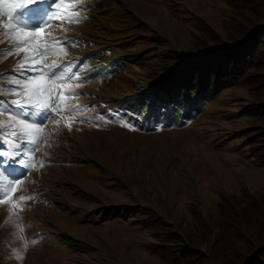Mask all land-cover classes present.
Instances as JSON below:
<instances>
[{
  "label": "rangeland",
  "instance_id": "obj_1",
  "mask_svg": "<svg viewBox=\"0 0 264 264\" xmlns=\"http://www.w3.org/2000/svg\"><path fill=\"white\" fill-rule=\"evenodd\" d=\"M114 1H108L115 10L113 16L87 11L86 19L79 23L54 18L42 31H35L34 37L23 34L31 29L13 32L29 42L10 55L8 51L18 41L4 35L11 30L3 28L8 17L0 11V122L5 125L0 128V143L4 145L0 151L8 153L0 157V182L11 184L3 198L7 202L0 203V264H170L176 256L165 241L174 233L207 255L217 235L214 222L220 203L245 191L264 189V165L250 152L249 141L241 138L257 124L237 113L241 109L236 102L249 100L242 87L225 92L206 105L202 115L169 128L171 132L162 127L148 134L134 122L143 133L137 132L129 123L130 127L118 124L121 120L117 116L125 97L148 91L146 81L163 73L164 66H169L166 58H196L197 50L236 39L248 23L239 27L238 18H232L234 14L222 0ZM23 2L4 0L0 10H12L13 4ZM58 2L65 16L79 12L83 17L90 0ZM54 3L43 0L38 10L25 9L17 15L29 26L38 27L49 13L57 11L51 7ZM68 3L74 6L64 8ZM255 4L260 15V5ZM256 20L264 22V15ZM125 25L130 28L118 27ZM71 38L82 39L85 45ZM42 39H59L67 54L60 47L46 53L39 46ZM107 46L115 47L116 58L133 60L119 82L93 83L86 81L90 79L87 75L77 79L74 69L66 73L71 79L57 82L44 96L32 97L37 106L50 104L54 111L39 134L26 137L35 143L24 145L28 151L21 158L36 166L22 168L11 159L16 152L13 141L22 138L4 135L13 131L9 113L33 125L41 121L32 115L33 107L26 105L29 115L25 117L24 110L12 103H24L25 90L11 81L37 75L27 67L18 69V63L36 50L43 59L37 67L59 64L61 68L54 69L59 73L75 57ZM117 46L126 48L122 52ZM191 53L195 55L189 57ZM170 66L175 67L174 63ZM60 84L65 87L60 88ZM13 89L19 95L13 94ZM28 92L31 95V88ZM260 92L264 93V86ZM69 102L80 111L68 112ZM130 116L126 118L133 122L135 117ZM33 149L37 150L30 151ZM26 171L27 176H23ZM22 195L35 198L19 202L24 205L21 209L14 203ZM123 208L127 214L119 217ZM114 210L118 211L111 219ZM137 210H141L139 215ZM130 216L143 223L149 220L150 231L138 229L141 221ZM164 233L168 236L161 239ZM51 235L71 243L62 245L63 241ZM17 252L22 259L17 258ZM210 259L216 264L213 257Z\"/></svg>",
  "mask_w": 264,
  "mask_h": 264
},
{
  "label": "trees",
  "instance_id": "obj_2",
  "mask_svg": "<svg viewBox=\"0 0 264 264\" xmlns=\"http://www.w3.org/2000/svg\"><path fill=\"white\" fill-rule=\"evenodd\" d=\"M108 1L90 0L88 7L83 9V17L87 11L93 13L96 10L103 15L113 16L115 10ZM222 1L230 8V13L234 14L232 18H238L239 27L248 23L246 30L236 39L197 50L196 58H166L169 66H164L161 71L163 73L156 74L152 81H146L147 92L136 94L135 97H125L122 108L117 113L121 120L118 124L129 123L135 131L141 133L143 132L135 128L134 122L144 131L148 130V134L162 127L165 128L164 131L171 132L169 128H175L202 115L205 106L220 99L225 92L242 87L248 93L249 100L236 102L241 109L237 113L257 124L252 125V131L241 138L249 141L247 147L250 152L264 165V93L260 92L264 86V22L256 20V17L264 15V0ZM255 3L260 5V15ZM118 27H125L126 30L130 28L128 25ZM75 39L71 38L70 41ZM81 42L85 45L84 40H77V43ZM93 46L95 47L94 43ZM118 48L123 52L126 47ZM115 55H118L115 47H100L94 52L75 57L68 62L66 68L70 73L76 69V75L89 76L90 79L86 81L95 83L100 80L108 85L119 82V78L126 73V66L133 64L132 59H126L130 61L128 63ZM173 63L175 67L177 63L179 65L172 68L170 65ZM127 114L135 117V120L131 122L126 118ZM258 118L260 120L257 122ZM126 133L128 134L127 130ZM117 211L111 213V219ZM126 214V209L123 208L118 216ZM131 219L135 222L141 221L138 229L150 231L149 220L143 223L141 219ZM70 225L67 223V226ZM214 226L217 235L211 240L207 255L200 249L190 247L183 240V236L174 233L172 238L165 241V245L176 256L170 264H213L210 259L212 257L216 264H264V189L257 193L245 191L240 196L223 200ZM166 233L161 239L167 238ZM51 238L63 241L62 245L71 243V240L57 236L51 235Z\"/></svg>",
  "mask_w": 264,
  "mask_h": 264
},
{
  "label": "snow or ice",
  "instance_id": "obj_3",
  "mask_svg": "<svg viewBox=\"0 0 264 264\" xmlns=\"http://www.w3.org/2000/svg\"><path fill=\"white\" fill-rule=\"evenodd\" d=\"M43 2V0H25V2L20 3V4H13L11 6L12 10H9L7 8L2 9L0 11H4L7 14L8 21L6 23H3V28L5 30H11V31H6L5 36L10 38V39H16L18 41V44L15 48L10 49L8 51V54L10 55L12 51L19 52L21 51V44H26L29 41L22 40L17 36L13 35V32H20L24 29H31L33 31H27L24 32V36L27 37H34V32L35 31H42L43 28L47 25L50 24V22L54 18H66L70 22L75 21L77 23L81 22L82 19H86V17H81L79 15V12H74L70 15L65 16V12L61 10V4L58 2V0H55V3L52 4V8H56V12H51L47 15V18L38 26V27H31L29 26L25 21L22 20V18L17 15L18 12H21L25 9H32L36 8L38 10L39 5ZM76 2H79V0H76ZM4 0H0V4H3ZM74 5L72 3H68L63 5L64 8H72ZM67 31V29H64ZM39 46L44 49V51L47 53L49 52L50 49H53L55 47H60L61 52L63 54H67L66 50L63 49L62 47V42L59 39L55 40H49V39H42L39 42ZM27 52V49H23ZM43 64V59H42V54L36 50H33L30 55H25L22 61H20L17 65L18 69H24L27 67L30 71H33L37 73V75L34 76H29L25 80H13L11 83L15 84L17 88H22L25 90V95H24V103H22L20 100H14L12 103L17 106L18 108L23 109V115L26 117L29 115V112L27 111V107H33L34 112L32 115L39 117L41 124L33 125L28 123L26 120H21L19 117H14L12 114L9 113V120L14 121L12 125H10L13 128V131L10 133H4L5 136L11 135L13 137L19 135L22 139L21 141H13L15 144L16 152L15 155L11 157L12 160H14L16 163H18L22 168L24 169H29L32 167H35L36 165L31 163L30 161H25L21 157L25 154L26 151L24 148L25 144L28 143H35L34 139H26V137H29L32 133L39 134L42 131L43 124L46 123L47 119L49 116L52 114L54 109L51 108L50 104H41V105H36L33 103L32 97H40L44 96L45 92L48 91L49 89H55L57 82L61 80H69L71 77L67 76L66 73L69 71V69L65 68L64 70L60 71L57 73L54 71V69L61 68V65L59 64H52V65H43V67H37V65ZM47 68L49 71L47 73L44 72V69ZM77 75V79H78ZM44 84L46 87H34L37 85ZM60 88L65 87L64 84L59 85ZM70 87V86H69ZM31 88V95L28 92V89ZM13 94L19 95V93L16 91V89L12 90ZM75 94V93H73ZM61 99H63V96H61ZM66 110L70 113H77L80 111L79 106H73L71 103H67L66 105ZM2 114V113H0ZM96 119L100 120L103 119L102 116H97ZM4 122H0V128L4 127ZM121 126L124 127H130V125L121 122ZM16 127H20V131L17 132L15 131ZM70 130V125L68 126ZM3 144L0 143V148H3ZM37 149H33L30 151H35ZM8 153L4 151H0V157L7 156ZM41 167H43V162L40 164ZM27 171L26 174L23 176H27ZM10 180H13L10 178ZM15 183L20 184L21 179H15ZM11 187V184H4L0 182V203L7 202L3 198L6 195V189ZM16 189H13L15 191ZM35 197L30 195V196H19L18 200L14 203V206L20 207L21 209L24 207V205L20 204L19 202L29 200V199H34ZM20 231H23V228L20 229ZM31 243H36L35 240H32ZM27 248V242H25V249ZM17 258L22 259V254L21 253H16L15 254Z\"/></svg>",
  "mask_w": 264,
  "mask_h": 264
},
{
  "label": "water",
  "instance_id": "obj_4",
  "mask_svg": "<svg viewBox=\"0 0 264 264\" xmlns=\"http://www.w3.org/2000/svg\"><path fill=\"white\" fill-rule=\"evenodd\" d=\"M187 55H188L189 57H190V56L192 57V56H194L195 54H192V53H191V54H187Z\"/></svg>",
  "mask_w": 264,
  "mask_h": 264
}]
</instances>
